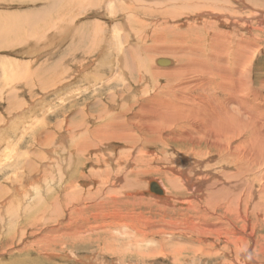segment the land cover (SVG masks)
<instances>
[{"label":"rangeland","instance_id":"1","mask_svg":"<svg viewBox=\"0 0 264 264\" xmlns=\"http://www.w3.org/2000/svg\"><path fill=\"white\" fill-rule=\"evenodd\" d=\"M263 9V0H0V264H8L10 261L13 264H33L34 261L35 264H203L204 261L205 264H223L221 260L224 258L219 253H213L209 257L203 253L201 255L200 251L193 248L196 243L188 241V210L181 209V212L176 210L180 207H188L187 203L175 205L173 207L175 209L154 201H149L152 204L135 205H122L118 202L112 207V204L107 200L98 207H91L76 215L67 214L69 209L64 212L65 209L62 210L61 207L63 195L57 188L59 173L62 170L59 169L62 157L60 145L64 141L67 143L71 138L69 139L67 135L62 141L63 135H60V131L67 134L63 130L67 132V125L70 122H74V125L69 130L73 128L77 133L82 132L86 127L93 128L100 122L98 115L104 111L106 101H110L112 96L118 102L126 104L130 103V100L134 101L135 108H138L136 100L152 96L154 91L147 80L148 74H144L143 77L147 81L144 79L135 83L132 81V84L129 79L123 78L119 70L115 68V63H111V58L105 53V44H109L106 48H114L120 52H125L127 47H136L138 40L135 32L137 31H141L143 34L144 47L151 45L148 48H152V45H158L157 47L153 46L155 51L147 53L146 56H149L150 60L149 62L143 60L146 64L141 67L143 71L150 68L151 64L162 68L166 67L159 66L157 63L159 58L166 57L165 59L171 63L167 66L169 68L175 63L185 62L178 57V48L184 47L183 49L188 51V47L198 46L199 49L202 47V52L211 47L216 51H221L219 46L222 44L221 39L223 40L225 36L226 40H232L235 44L239 43L241 45L239 46L240 54L238 53L240 59L242 60L243 54L246 53L251 58L253 57L250 75L255 90L260 94L258 97L262 99L257 98L256 102L264 104V83H262L264 81ZM135 11H139L136 16L141 18L142 25H138L130 18ZM188 21H191L192 25L189 28ZM166 24L170 27L166 28ZM99 25L105 30L95 33ZM124 33L129 36L128 44L126 41L120 43V37ZM79 37H86V41L83 39L84 45H78L79 53L77 52L76 55L72 54L73 51H76L75 49L69 52L67 67H62L63 56L66 57L67 53L65 52L69 49L68 46L70 45V49L77 46H73L72 42L75 41L78 44ZM171 39L173 40L171 41ZM212 39L214 42L211 41ZM159 46L163 52L160 51ZM166 47L178 50L175 49V52L165 54ZM155 48H158L160 52L157 51L159 52L157 53ZM84 50H91L90 60L82 62L81 66L84 67L78 69V66L73 65L76 61L75 56L80 59L87 57L86 54L84 56L80 54V51ZM115 62H118V59ZM230 63H228L229 68L233 67L236 61L231 60ZM110 66L114 71L109 70ZM96 71L104 75L98 85H94L93 81L98 77L94 74ZM126 74H128L127 71ZM186 76L188 77V74ZM159 81L164 82L162 77ZM106 82H112L111 88L109 87L108 91H99L100 84L103 85ZM122 88L125 89L123 92ZM123 93L124 96H120ZM68 98H74V100L70 101ZM96 98L100 100L97 103L95 102ZM256 102L255 104H257ZM262 114L264 118V113ZM263 118H261V124L264 123ZM80 122L81 126H79ZM60 124L62 125L61 130H59L60 127L58 128ZM174 125L172 128H175V131L172 137L175 139L168 142L167 156L168 158L169 156L173 157L171 153L174 152L178 157L181 155L182 161L177 165L186 167L188 161L186 160V162L184 159L192 155L193 139L191 137L197 139L198 134L194 132L189 136L188 127L185 126L186 129L183 127L182 130H179L176 128L179 123ZM261 126L259 127L263 130L264 125ZM250 130L251 127L245 133L249 134ZM241 136L238 138L239 140ZM111 143L113 141L108 145ZM123 143L115 141L113 143L117 147L115 151H112L111 147H103L102 154L109 155L113 152L120 155L128 148L130 153H135L141 146L135 144L136 142H131L128 146ZM216 152L218 151L215 149L211 150L214 157H216ZM95 153L93 150L91 154H81L78 170L88 175V170L93 167L91 163L96 159ZM204 153L202 152V155ZM161 154L164 156L163 152ZM203 158H205V154L199 159ZM27 162L38 166L34 173L36 176H34L35 178L40 177L39 181H32L31 179L34 180V178L24 173L26 170L22 168ZM162 168L168 171L169 167L164 163ZM257 169L264 172V164L258 166ZM16 170L23 172L21 175L20 173L16 174L14 173ZM43 170H45V174ZM168 172L171 170L169 169ZM151 177L153 180L163 182L161 174L157 170L145 174V178ZM250 177L251 175L249 180H251ZM75 178L76 188L84 190L89 188V179L84 180L81 175L75 176ZM12 181L15 183L12 184ZM149 185L147 190H142L145 196L154 193L149 190ZM158 185L161 187L160 182ZM181 185L184 186L183 183ZM15 186L16 188H14ZM182 186L181 196L185 195L184 197L188 199V190ZM167 190V194L172 193L169 189ZM14 191L19 192V196ZM33 192L35 193L33 194ZM58 193L59 195H57ZM43 194L46 197L43 198ZM157 194L162 193L156 192L155 195ZM12 197L15 201L19 197V200L13 202L12 206L4 205L6 201H11ZM35 197L37 200L38 198L43 200L46 208L39 209L43 204L36 205ZM33 207H35L34 210L37 207L39 210L32 211ZM27 208L28 210H26ZM167 225L171 227L169 228ZM256 235L264 236V226L258 225ZM261 241L259 240V242ZM188 242L192 244V247ZM154 247L155 250H153ZM164 248L165 250H163ZM174 248L182 250L180 256L175 254ZM256 257L259 258V256Z\"/></svg>","mask_w":264,"mask_h":264},{"label":"bare ground","instance_id":"2","mask_svg":"<svg viewBox=\"0 0 264 264\" xmlns=\"http://www.w3.org/2000/svg\"><path fill=\"white\" fill-rule=\"evenodd\" d=\"M194 11L196 12V10ZM137 12L139 11H135L130 18L137 22L138 25H142L141 18L136 16ZM190 26H192L191 21H188V28ZM165 27L169 28L170 26L166 24ZM117 28H119V26H117ZM101 30H105V28H102L99 25V28L95 33H98V31ZM206 31H208V29ZM96 35L95 37H97ZM135 35H137L136 39L138 40V45L136 46V44H134L136 47H127L125 52H120L119 50L116 51L114 48H106L109 44H105V53L111 58V63H115V68L119 70L123 78L129 79V82L132 84L133 82L135 83L143 80V77L145 76L144 74H148L149 78H147V80H149L154 93H152V96L149 98L141 99V97V100H136L138 102V104H136L138 108L134 107V101L133 103L130 100V103L126 104L125 102H118L117 99L112 96L110 101L105 100L106 104L104 103L105 106L103 105L105 107L104 111L101 113L98 112L100 113L98 115L100 122L93 126V128H84L82 132L80 131L77 133L73 128H71L72 130H69L71 126L73 127L74 122L68 123L67 132L63 130V132L67 134H63L61 130L62 125H58V128L60 127L59 130H61L60 135H63L62 141L65 140L67 135L69 139L71 138L70 140L68 139L69 141L67 143L64 141V143L62 142L60 145L62 157L61 168L59 169L62 170L59 173L57 188L64 198L61 199L63 200V204L61 203L62 210L65 209V212L66 209H69L67 214L76 215L78 212H82L91 207H98L105 201L107 202V200L112 204V207L113 204H117L118 202L122 205H135L140 203L147 204L149 201H154L155 203L157 202V204L160 203L172 208L175 205L187 203L188 207H180V209L176 210L180 212L185 209L188 210V241L193 244L196 243L193 247L196 248L194 250L200 251L201 255L203 253L208 257L213 255V253H219L224 258V260H221L223 261V264H264V236L256 235L258 225L264 226V172H260L257 169L258 166L260 167L261 164H264V129L262 130V128L259 127L264 125V123L261 124V118H263L262 113H264V104L256 102V99L259 98L258 95L260 94L255 90L250 75L251 61L253 57L251 58L247 53L245 54L246 56L243 54L244 58L242 59V62L240 56H238L240 54L239 46L241 45L239 43L235 44L232 40V42L226 40L227 38L225 36L223 37V40L220 38L222 44L219 46V49H222L221 51H216L211 47L205 52H202V47L199 49L198 46H193L192 48L188 47V51L184 50V47L178 48L179 54L177 55L185 62L179 64L175 63V65L169 68L167 66L171 64L170 61L165 59L166 57L159 58L157 59L159 66L166 67L162 68L151 64L150 68H146L143 71V68L141 67L145 64L144 61L148 60L149 62L150 60V57L146 55L148 52L152 53L155 51L153 48L155 44L152 45V48H148L151 45L144 47V39L141 31L135 32ZM144 35H146L145 32ZM83 39L86 41V37H79L77 40L78 44L73 41L72 45L77 46L72 49H70V45L68 46L69 49L65 52L67 53L66 57L63 56V61L61 60L62 67H67L69 52H72L75 49L76 51H73L72 54L76 55L77 52L79 53L78 45H84ZM172 40L173 39H171V41ZM123 41H126L128 44L129 36L127 33H124L123 36L120 37V43ZM211 41H213V39ZM159 49L162 51L160 46ZM175 49L176 48L173 47H166L165 54H167V52L168 54H170L169 52H175ZM91 50H93V48H91ZM91 50L80 51L82 56L86 54L87 57L80 59L75 56L76 61H74L73 65L78 66V69L84 67L81 66V64L82 62H88L90 60L89 53ZM157 51H159L158 48L156 49V52ZM128 52L129 54H127ZM114 56L117 58H113ZM117 59L118 62H115ZM231 60L236 61V64L229 68L228 63H230ZM112 66L109 67L111 72L114 71ZM126 71L128 74H126ZM100 73L98 71L94 73L98 75V77L93 80L94 85L101 83L104 75H102L103 73ZM64 74L65 73L63 72V75ZM67 74L69 75V73ZM187 74L188 77L186 76ZM161 77L164 82L159 81ZM62 79L64 78L62 77ZM180 79L182 80L181 82L179 81ZM111 83L112 82H106L103 85L100 84L99 91H108L112 86ZM262 83H264V81ZM45 85L47 84L45 83ZM256 87L258 88V86ZM124 90L125 89L122 88V92ZM152 90H150V92H152ZM261 94L263 95V91ZM120 96H124V93ZM71 99L74 100V98ZM71 99L69 100L71 101ZM95 100L96 103L100 101L97 98ZM255 102L257 104H255ZM112 109L115 111L112 112ZM176 123H179V126L176 127L177 129L179 128V130L185 126L188 127L189 136L194 132L198 134L197 139L191 137V139H193L191 146L192 155H189L187 159H184L185 161H188V163H186L187 165H185L186 167L178 166V162L182 161L180 158L181 155L178 157L174 152L171 153L173 154V157L169 156L168 158L167 156L166 147L169 148V140L175 139L172 137L175 128L172 127H174V124ZM79 126H81V122ZM186 127L184 129H186ZM250 127V133H245ZM242 134L248 135L242 137ZM240 136L241 138L239 140L238 138ZM112 141L113 143L115 141H122L126 146L131 142H136L135 144L141 146L138 147L135 153H130L128 148L127 150L124 149L126 151L120 155H117L116 153L114 154L113 152L109 155L102 154L103 147L105 146H108L109 148L111 147L112 151H115V148H117L115 144L111 143V145H108ZM212 149L218 151L216 152V157L211 154ZM93 150L96 152L94 155L96 159L91 163V166L93 167L88 170V175H86L84 172L78 170V167L80 166L78 165L79 156L81 154H91V151ZM162 152L164 156H162V154L160 155ZM202 152H205V158L199 159L204 155H202ZM166 161L169 162L166 163ZM164 163L169 167L168 171L170 169L171 172H168L167 170L165 171L164 168H162ZM96 166L100 167L95 168ZM23 167L24 168L22 169L26 170L24 173L29 177L34 178V180L31 179L32 181H39L40 177L35 178L36 175L34 174L37 171L38 166H34L27 162ZM13 168H15V166H13ZM155 170L160 172L163 179V182L159 180L161 187L158 185L159 182L153 180L152 177L145 178V174ZM43 171L45 174V170ZM21 172L23 171L17 172L16 170L14 173H20L21 175ZM30 173L33 175L31 174V176ZM80 175L83 176L84 180L89 179L88 183L90 184H88L89 188L87 190L75 187V176ZM250 175L251 180L248 179ZM22 176L21 178H23ZM15 177H17V175ZM12 182V184L15 183L14 181ZM182 183L184 186L181 185ZM148 185L150 187L149 190L154 193H149L147 194L148 196H145L143 195L144 192L142 193V190H147ZM181 186L188 190V199L184 197L185 195L181 196ZM14 188H16V186ZM167 189L172 193L167 194ZM14 192L16 194L17 191ZM156 192L162 194L155 195ZM34 193L35 192H33V194ZM37 193H39V191H37ZM18 194L19 192H17V195ZM57 195H59V193ZM13 197L11 201H6L4 205H7V207L8 205L12 206L13 202L19 200V197H17V201L14 200L16 196ZM44 197L46 196L44 195L43 198ZM50 200L52 199L50 198ZM82 201L84 202L82 203ZM34 203L36 205L43 204L40 205L41 207H39V209L46 208L44 207V201L39 200V198ZM150 203L152 204V202ZM52 204H54V202H52ZM111 204L107 205L110 206ZM34 208L35 207H33L32 211L38 209V207L35 210ZM26 210H28V208ZM29 211L32 212L31 210ZM252 218L254 219L253 221ZM183 227L187 229L185 225H183ZM149 235L151 236V234ZM259 240L262 241L259 242ZM176 248H174V252L175 254H178L177 256H180L179 254L182 250ZM155 249L156 248L154 247L153 250ZM163 250H165V248ZM256 256H259V258ZM32 263L35 264V261ZM8 264H13V262L10 261ZM203 264H205V261Z\"/></svg>","mask_w":264,"mask_h":264}]
</instances>
